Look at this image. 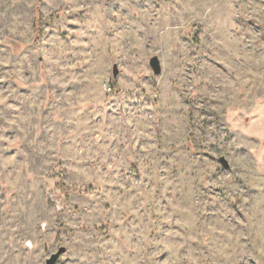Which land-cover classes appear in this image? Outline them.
Instances as JSON below:
<instances>
[{"label":"rangeland","instance_id":"1","mask_svg":"<svg viewBox=\"0 0 264 264\" xmlns=\"http://www.w3.org/2000/svg\"><path fill=\"white\" fill-rule=\"evenodd\" d=\"M60 246L264 264V0H0V264Z\"/></svg>","mask_w":264,"mask_h":264},{"label":"water","instance_id":"2","mask_svg":"<svg viewBox=\"0 0 264 264\" xmlns=\"http://www.w3.org/2000/svg\"><path fill=\"white\" fill-rule=\"evenodd\" d=\"M150 66L155 74L159 75L161 73V64L158 56H153L150 59ZM117 74H118L117 64H114L113 76L116 77ZM220 162L224 169L230 168V164L224 156L220 157ZM45 251L46 252L48 251L47 245H45ZM65 252H66V248L60 246L56 252L51 253L50 256L46 259V264H57L60 256L63 255Z\"/></svg>","mask_w":264,"mask_h":264},{"label":"clouds","instance_id":"3","mask_svg":"<svg viewBox=\"0 0 264 264\" xmlns=\"http://www.w3.org/2000/svg\"><path fill=\"white\" fill-rule=\"evenodd\" d=\"M221 207H222V209H223V206H221ZM222 214H227V210H223V213H222ZM238 223H242V222H239V221H238ZM240 235H243V232H240ZM238 247H239V245L236 244L235 247H233L232 250H233V252L236 254V257H237V258H240V257H239V252H237V248H238Z\"/></svg>","mask_w":264,"mask_h":264},{"label":"trees","instance_id":"4","mask_svg":"<svg viewBox=\"0 0 264 264\" xmlns=\"http://www.w3.org/2000/svg\"><path fill=\"white\" fill-rule=\"evenodd\" d=\"M132 161H133V159H132ZM133 163H134V161H133Z\"/></svg>","mask_w":264,"mask_h":264}]
</instances>
